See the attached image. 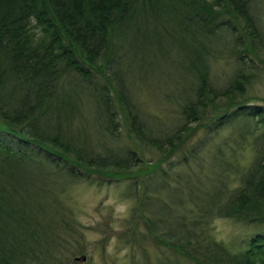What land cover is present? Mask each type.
Wrapping results in <instances>:
<instances>
[{
    "label": "trees",
    "instance_id": "16d2710c",
    "mask_svg": "<svg viewBox=\"0 0 264 264\" xmlns=\"http://www.w3.org/2000/svg\"><path fill=\"white\" fill-rule=\"evenodd\" d=\"M255 8V0H0V264H86L60 235L69 222L56 192L123 180L142 188L133 215L143 239L173 252L166 264H264V232L235 253L205 236L217 218L264 225V131L249 168L216 160L215 188L203 182L201 151L170 162L219 99H232L226 107L245 116L247 132L264 128L263 108L233 98L245 90L243 68L226 89L210 75L216 59L264 48ZM158 58L191 77L172 92L180 108L170 125L137 101ZM123 133L129 146L117 148L110 141ZM146 148L156 161L142 156ZM228 175L240 176L237 186Z\"/></svg>",
    "mask_w": 264,
    "mask_h": 264
},
{
    "label": "rangeland",
    "instance_id": "374dc122",
    "mask_svg": "<svg viewBox=\"0 0 264 264\" xmlns=\"http://www.w3.org/2000/svg\"><path fill=\"white\" fill-rule=\"evenodd\" d=\"M255 2V15L262 23L261 30L264 31V0H255ZM247 49H249V57L241 58L240 55L230 52L216 59L210 68L211 80L215 87L226 89L238 68H243L247 77L246 80H242L245 82V90L235 92L233 98L242 103L258 106L250 112H257L263 108L264 113V48L247 45ZM156 61L160 66H154L145 74L147 77L144 84L137 89V101L145 114L167 119L170 125L179 116L180 108V101L176 99L178 97H172V92L178 80L186 74L176 66H168L161 58ZM141 75L137 70L136 78ZM186 77L189 78L186 82L189 85L191 77L189 74ZM229 100L219 99L215 105L210 106L206 119L208 122L205 120L192 127L190 134L184 139L182 146L184 149L182 148L183 150L170 161L177 164L186 157L191 159L192 150L201 151L199 160L204 168L203 182L209 187L216 183L217 161L235 168H249L255 158L253 142L264 131V128L260 131H256L255 128V133L247 132L246 127H250L251 124L242 123L239 118H244V115L239 117L234 115L236 107H226ZM226 123L229 126L224 129L221 124ZM217 126L221 129L214 133ZM110 142L117 148L129 146L125 133L122 134L121 139H113ZM15 146L19 148L20 145L15 144ZM142 156L150 163L159 157L155 151L148 148L144 150ZM195 164L196 162L194 167ZM169 165L170 163L164 164V169ZM182 169L185 170V167ZM238 178L228 175L225 182L229 187H235L238 185L235 183ZM134 181L123 180L101 186L97 183L80 182L64 184L58 188L56 193L60 192L58 200L63 217L69 222L68 225L62 223L63 227L60 226L59 232L64 239L63 242L70 248L73 260L86 258V264H166L175 259L173 252H168L166 248L161 250L156 246L150 235H146L143 239L141 231H145L144 223H140V216L133 215L135 210H139L137 193L141 198L142 188L140 192L138 188L135 191ZM141 181L142 178L139 179V183ZM185 192L187 191L181 193L187 198ZM155 195L159 198V194ZM161 199H164L163 194ZM263 232L264 225L252 226L232 219L217 218L205 230V236L235 253L245 250L250 239L257 233ZM132 234L133 240L130 239ZM180 261L187 263L185 259L180 258Z\"/></svg>",
    "mask_w": 264,
    "mask_h": 264
},
{
    "label": "water",
    "instance_id": "95a60500",
    "mask_svg": "<svg viewBox=\"0 0 264 264\" xmlns=\"http://www.w3.org/2000/svg\"><path fill=\"white\" fill-rule=\"evenodd\" d=\"M77 260H80V258H77ZM83 260L85 261V260H86V258H83Z\"/></svg>",
    "mask_w": 264,
    "mask_h": 264
}]
</instances>
